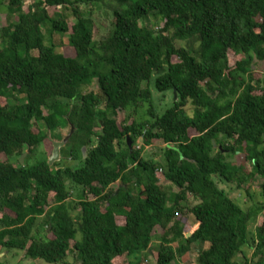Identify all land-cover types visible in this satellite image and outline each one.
Returning <instances> with one entry per match:
<instances>
[{"label":"trees","instance_id":"trees-1","mask_svg":"<svg viewBox=\"0 0 264 264\" xmlns=\"http://www.w3.org/2000/svg\"><path fill=\"white\" fill-rule=\"evenodd\" d=\"M6 1L0 252L45 264H146L156 250L155 264H179L196 246L193 264H264V219L250 235L264 202L243 209L219 187L235 184L251 197L250 182L264 181V78L255 75L264 64V0H35L28 11L26 0ZM81 5L110 10L103 40ZM146 18L152 28L141 25ZM56 34L68 36L74 57L58 52ZM154 77L159 93L173 94L161 116ZM93 84L97 91L82 93ZM64 129L65 139L74 132L50 165ZM155 142L163 157L146 159ZM261 190L264 197V182ZM190 199L198 228L188 236Z\"/></svg>","mask_w":264,"mask_h":264},{"label":"rangeland","instance_id":"rangeland-1","mask_svg":"<svg viewBox=\"0 0 264 264\" xmlns=\"http://www.w3.org/2000/svg\"><path fill=\"white\" fill-rule=\"evenodd\" d=\"M35 2V0H26V6L24 7L25 11L29 10L30 5H32ZM5 4H8L7 1L5 0ZM81 9L87 13H90L92 11V19L95 21V36L94 39L96 41H100L103 40L105 37H107V35L109 34L111 28H112V21H113V16L110 12V10L108 9L107 6H92V5H81ZM6 8L5 6L2 7L0 9V29L4 28L8 25L9 23V19L10 17L6 14ZM55 13V10L52 9L51 10V14ZM64 13L65 18L68 20V22L73 23V18H72V13L70 10L63 12ZM154 20L152 18H146L143 22H141L142 26H146L149 28H152V22ZM49 37V35H47ZM53 41L54 43L62 48H58V52L65 55L66 57H74L75 56V52L72 48H70L69 42H68V36L65 35H59L56 34L53 36ZM1 44V43H0ZM64 45H67L65 47H63ZM1 46V45H0ZM240 58L232 55L230 57V61L231 64H235ZM263 68V70H262ZM258 69L260 70H256L255 75L259 78H264V64L263 67L260 68V66H258ZM156 77H154V81L152 82V91H153V98H154V103H155V107L158 110L159 115H163L168 109H170L173 106V94L172 92H168V93H159L155 88H154V83H155ZM97 85L93 84L91 86H88L86 88L83 89L82 93L83 94H88L92 91H97ZM140 112V119H146L147 118V114H146V107H142V109L139 111ZM124 117V114H120L118 119L122 120ZM69 132V129H64L62 130L58 135H59V139L55 140L53 143H62L65 141V137L67 136ZM191 135H194V133L192 132ZM143 147V142L142 140H140L136 146L137 149H140ZM163 148H165V145L161 142H155V144H153L150 147H147L143 153V156L147 159V158H159V157H163ZM44 150H46V152H51V150L49 148H47L46 146L44 147ZM54 150V148H53ZM53 152V151H52ZM53 154V153H52ZM52 156V155H51ZM25 158V156H23ZM22 157V158H23ZM2 158H4V156H2ZM23 158V159H24ZM234 165H239L242 162V157L240 156V154H238V157L233 159ZM236 163V164H235ZM55 164V163H53ZM76 166L77 164L74 162H69L68 166ZM158 177L160 180V184L161 187L168 192L169 194H171V196L175 193V187L169 183H167L166 181H164L163 176L161 175V173H158ZM264 181L261 178H255L252 182H250V186H251V190L250 195L251 197L248 195V192L246 191V189L244 190H237L236 185L235 184H228L225 182H221L219 183V187L223 190H225L230 197L236 202L238 203L240 206H242L243 209H253L256 206H259L261 204V202H264V197L262 195V190H261V185ZM196 205V200L195 199H190L189 201V211H185L184 214V218L186 219V232L187 235L189 236V234L194 233V231L198 228L197 222L194 219V217L191 214V209ZM260 219H264V214L260 215L259 219H256V221H254L251 226H250V235L253 234V232L255 231L258 221ZM0 229H1V225H0ZM162 232L159 228L156 230V233L159 235V233ZM159 237V236H157ZM158 240L155 239V246H157L158 244ZM196 249L197 247L195 246V249L193 250V255L191 256V258L187 259V260H183L181 258L178 259V263L181 264H193L196 263V258H197V253H196ZM247 254L248 257L250 258L253 254L252 251H248L247 250ZM156 259H157V252L156 250L154 251V254L152 256H149L147 253L144 254V260L146 264H155L156 263ZM242 257H240L238 260L242 261ZM183 261V262H182ZM0 264H45L41 261H32L30 259H27L25 257V253L24 252H18V251H2L0 252ZM116 264H128V259L127 257L121 258L119 260H117Z\"/></svg>","mask_w":264,"mask_h":264},{"label":"water","instance_id":"water-1","mask_svg":"<svg viewBox=\"0 0 264 264\" xmlns=\"http://www.w3.org/2000/svg\"><path fill=\"white\" fill-rule=\"evenodd\" d=\"M176 97H177V95L175 93V98ZM73 132H74V129H72L71 134L68 136V138L65 139L64 142H62V143H54V151H53V154H52V156L50 158V165H53V163H55V162H57V161L60 160V157H61V149L68 142V140L72 136ZM83 154H84V157H86V154H87V148L86 147L83 148ZM23 158L21 159V162L24 160ZM190 235L191 234H189V236Z\"/></svg>","mask_w":264,"mask_h":264}]
</instances>
